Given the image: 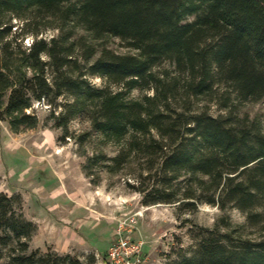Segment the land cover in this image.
<instances>
[{
  "label": "trees",
  "instance_id": "trees-1",
  "mask_svg": "<svg viewBox=\"0 0 264 264\" xmlns=\"http://www.w3.org/2000/svg\"><path fill=\"white\" fill-rule=\"evenodd\" d=\"M76 25L117 36L133 52L97 51L73 36ZM47 27L57 34L38 37ZM28 34L20 48L16 38ZM133 89L144 92L132 97ZM261 98L264 0H0V121L13 131L34 126L30 109L41 99L56 126L86 118L120 145L110 167L137 156L143 204L233 206L254 219L264 196V132L232 108ZM198 99L226 111L212 114ZM35 230L19 195L0 191V264L77 263L30 248ZM192 238L191 253L172 264H264V238L218 223Z\"/></svg>",
  "mask_w": 264,
  "mask_h": 264
},
{
  "label": "rangeland",
  "instance_id": "rangeland-1",
  "mask_svg": "<svg viewBox=\"0 0 264 264\" xmlns=\"http://www.w3.org/2000/svg\"><path fill=\"white\" fill-rule=\"evenodd\" d=\"M12 22L18 24L15 19ZM71 28L73 36L83 37L97 51L107 47L116 53L133 52L117 36L94 35L79 25ZM57 32L47 27L38 37L48 39ZM30 37L20 36L15 42L23 48ZM91 79L95 84L102 83L98 77ZM143 92L133 89L130 96L138 97ZM202 104H207L212 114L226 111L213 102L195 100V106ZM31 107L37 117L32 127L13 131L0 121V191L18 194L24 216L35 223L30 248L45 251L49 247L77 260H65V264H107L106 248L120 227L122 234L142 241V264H172L191 253L192 237L199 226L218 223L242 237L264 238V196L255 209L259 214L251 215L255 221L233 206L220 209L206 203L195 208L164 202L143 204L136 183L140 162L136 155L131 154L124 165L110 167L109 158L120 145L104 140L86 118L74 116L65 127L56 126L42 99ZM232 109L264 132V98L238 102Z\"/></svg>",
  "mask_w": 264,
  "mask_h": 264
},
{
  "label": "built area",
  "instance_id": "built-area-1",
  "mask_svg": "<svg viewBox=\"0 0 264 264\" xmlns=\"http://www.w3.org/2000/svg\"><path fill=\"white\" fill-rule=\"evenodd\" d=\"M142 241L122 234L120 227L106 248L107 264H142L145 256L141 251Z\"/></svg>",
  "mask_w": 264,
  "mask_h": 264
}]
</instances>
